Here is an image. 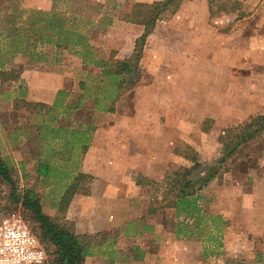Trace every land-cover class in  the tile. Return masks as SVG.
<instances>
[{
    "label": "rangeland",
    "instance_id": "rangeland-1",
    "mask_svg": "<svg viewBox=\"0 0 264 264\" xmlns=\"http://www.w3.org/2000/svg\"><path fill=\"white\" fill-rule=\"evenodd\" d=\"M220 2V0L214 1V10L224 3ZM135 3L150 4L151 2L122 0L120 17L124 13H129ZM77 4L84 6L83 2ZM258 8L264 9L263 4H258ZM89 13V9L82 8L81 14L87 16ZM105 13L107 14L108 11ZM235 15V13L221 15L212 22L207 20L206 23L202 21L199 23V18L193 20L181 18L171 24L169 22L172 21V17H168L155 23L153 31L145 39L139 51L134 52L138 37L134 41L132 52L128 57L120 58L121 60L116 58V51L112 48V36L108 37L105 43L106 48L101 49L88 48V40L93 45L101 43L100 36L95 32H86L80 37L75 32L72 35L59 34L58 38L61 41L79 44L67 51L57 50V59L60 60L57 69L74 75L76 80L70 88L73 91V100L81 94L88 96L91 104L90 116L88 118L85 111H81L83 114L74 116L72 113V115L64 113L60 115V112H47L42 111L43 109L39 116H34L37 108L23 105L11 110L12 102L0 97V156L13 168V178L17 186L33 187L39 192L41 203L46 207V211L51 213L47 209L48 205L59 198L82 163L79 160L82 151L80 146L86 143L87 138L85 133L80 135L81 132L76 128L72 130V127L74 128L78 123L88 125L91 139L95 134V128L100 125L108 122L111 124L110 127L112 123L116 126L120 124L122 137H128L127 134L131 129L135 130L137 155L134 160L128 161L125 150L123 153L126 158L122 156L123 159L115 163V170L120 173L117 185L125 189L128 198L136 196L138 209L148 203L152 204L151 207L157 213L154 216L155 222L173 231L176 223L174 211L163 208L160 202L162 196L159 193L155 194V185L151 182L160 183L161 179L158 176L189 166V163L180 155L183 152L186 154L190 151L195 152L204 165L215 164L222 153L221 145L217 141L218 137L223 131L238 126V124L231 125L230 122H226V118H231L227 111L232 108L233 113L238 114V117L236 116L238 119L234 118L233 121L235 124L240 120L241 111L256 107L259 99H263L264 89L259 91L256 89L264 82H250L251 99L249 100L241 95L243 82L225 83L216 81L211 76L213 71L222 69L218 61L226 55L221 54L224 52H216L212 47L213 44L209 43V32H214L213 28L218 32L225 31L232 25ZM215 21L218 23L215 24ZM259 25L257 19H250L249 23L236 28L235 31L239 30L241 33L247 31L249 36L258 35L260 38L264 35V24H261V27ZM193 26L201 28L200 42L196 48L190 40L191 33L185 32ZM240 32L236 35H241ZM238 37L236 36L233 41H236ZM243 52L248 51L233 50L229 55L230 59L240 61L243 59L241 56ZM250 52L254 53L250 55V58L256 59L257 52L254 50ZM136 54L139 58L131 73L122 75L114 81L108 78L98 81L93 78L103 70L94 67L92 63L105 60L107 66L104 69H107L113 67L116 61L134 60ZM64 60L66 62L62 64ZM216 62L217 66L214 64ZM234 68L238 70L239 77L240 66ZM253 68L256 69V67ZM86 74L90 75L89 79H86ZM80 79L85 81L81 82ZM118 84H120V94L117 91ZM140 84L141 86L137 87ZM228 84H231L234 90L232 99L226 98L225 95V87ZM1 92L7 93V89L0 88V94ZM165 93L168 94L167 97ZM115 95H119L117 97V101H120L119 113L113 116L107 112L113 106L112 97ZM75 105L76 102L72 104V106ZM263 136L242 146L235 157L227 162L228 172L221 178L212 180L201 190L202 199L199 203L203 209L204 218L197 238L202 240L201 242L206 240L204 245L210 242L214 247L222 245L220 240L224 238L228 231L226 228H229L231 224L233 232H241L239 216L241 209L239 203L236 204L234 200L239 199L240 194L237 190L228 188L231 181L229 177L231 173H241V170H245L246 174L251 171L256 174L259 172L257 165L261 155L264 154ZM67 139H70L69 143ZM94 156L97 161L90 160L88 170L95 167L96 173L112 172L113 166L110 163L96 153ZM40 165L47 166V171L42 176L38 173ZM146 171L157 173L156 177L159 180H155V176L151 178L144 176L143 173ZM246 174L244 187L251 188L252 179ZM133 178L139 182V185L135 184ZM106 179L107 177H92L86 185L97 188L102 184L100 180H104L105 183ZM233 184L236 186V183ZM238 185H241L240 181ZM226 197L233 198L231 203H234L235 209L225 208L228 206L225 202ZM226 212H232L233 217L229 216L226 219ZM5 213H19L27 221L21 207L8 199L5 186L0 183V215ZM216 217L220 218L219 222L215 221ZM210 239L212 241H208ZM45 264H50V259Z\"/></svg>",
    "mask_w": 264,
    "mask_h": 264
},
{
    "label": "crops",
    "instance_id": "crops-1",
    "mask_svg": "<svg viewBox=\"0 0 264 264\" xmlns=\"http://www.w3.org/2000/svg\"><path fill=\"white\" fill-rule=\"evenodd\" d=\"M149 1L152 3L164 0ZM237 1L244 16L239 20H235L234 16L232 25L223 32H218L215 28H213L214 32H209V43L213 44L212 47L216 52H224L221 54L226 55L218 61L222 69L213 71L211 76L214 80L225 83L243 82L241 95L250 100V82H264V35L260 38L258 35L249 36L247 31L241 33L235 29L249 23L250 19H257L261 27V24H264V9H257V5L264 6V0ZM78 2H83L84 6L78 5ZM121 2L122 0H0V88L7 89V93L1 92L0 97L12 102L11 110L23 105L31 106L37 108L34 116H39L41 109L74 116L85 111V115L89 118L91 106L89 97L81 94L73 100V91L70 88L76 80L74 75L57 69L60 63L57 59V50L67 51L73 47L65 43L66 41L60 40L58 44V35H72L75 32L80 37L86 32H95L100 36L101 43L93 45L88 40V48L101 49L106 48L105 43L108 37L112 36V48L116 51V58L121 60L122 57H128L133 50L134 41L142 35L143 28L122 21ZM82 8L89 9V15L81 14ZM171 17L172 21L169 22L171 24L181 18L192 20L199 18V23L201 21L206 23L207 0H185ZM190 28L192 29L185 32L191 33L190 40L196 48L200 42L201 28L197 26ZM238 32L241 35H236ZM236 36H239L238 39L233 41ZM235 49L248 52H243L241 54L243 59L236 62L229 56ZM250 50L257 52L256 59L250 58V55H254ZM65 62L62 61V64ZM97 62L107 61L92 63L94 67L103 70V67L96 66ZM214 64L217 66V62ZM238 66H240L239 77L238 70L234 68ZM88 74L86 79H89ZM95 76L93 78L98 81H103L105 78L114 81L120 78L118 75H108L103 72ZM83 81L85 79L81 80ZM119 86L120 84L118 88ZM139 86L141 84L137 87ZM263 86L264 83L262 86L258 85L256 90L264 89ZM117 91L120 94V88ZM233 93L231 84L226 85V98L232 99ZM165 96L167 97L168 94L165 93ZM117 97L119 95L112 97L114 108L110 107L107 114L114 116L119 113L120 101H117ZM262 98L259 99L256 107L241 111L240 120L235 124L233 121L234 118L238 119V114L233 113V109L230 108L227 114L230 113L231 118H226V122H230L231 125H245L253 118L264 115V95ZM115 101L118 102L116 105H114ZM74 102L76 105L72 106ZM110 126L108 122L95 128V134L91 139L88 125L78 123L74 128L72 127V130L78 129L80 135L85 133L87 138L86 143L80 146L82 150L79 158L82 162L80 169L72 175V179L80 173L95 178L107 177L105 183L104 180H100L102 184L97 188L89 187V192L85 195L74 194L69 203L63 207L64 212L59 202L66 188L56 201L48 205L47 209L51 213H48L41 203L42 211L46 215L52 219L62 215L74 225L76 235L89 239V248L83 264H263L258 256L260 255L262 259L264 256V154L261 155L257 165L259 167L257 174L252 171L246 174L245 170L230 174L231 181L228 188L237 190L240 194V198L234 200L236 204L239 203L241 209L239 214L241 232H233L231 224L226 228L228 231L224 238L220 240L222 245L214 247L211 246V242L204 245L206 240L201 242L202 240L200 241L195 235L191 238L176 237L172 230L155 222L156 212L148 213L150 203L138 209L136 196L133 197L134 199L127 197L125 189L117 185L120 173L115 170V163L122 160V156L126 158L123 153L125 150L128 161L134 160L137 155L135 130L131 129L127 134L128 137H122L120 124L116 126L112 123V127ZM67 141L69 143L70 139ZM94 153L113 166L111 173L104 171L102 174L96 173L95 167L88 170L90 160L97 161V158L94 159ZM143 174L149 178L157 176V173L148 171ZM245 174L252 179L251 188L244 187ZM42 175L44 174L39 173V176ZM158 177L161 182L163 176ZM239 181L241 185H238ZM233 183H236V186ZM232 199L226 197L225 202L228 206L225 208L235 209L234 203H231ZM229 216L233 217L232 212L225 213L226 219ZM174 221L176 222L175 218Z\"/></svg>",
    "mask_w": 264,
    "mask_h": 264
},
{
    "label": "trees",
    "instance_id": "trees-1",
    "mask_svg": "<svg viewBox=\"0 0 264 264\" xmlns=\"http://www.w3.org/2000/svg\"><path fill=\"white\" fill-rule=\"evenodd\" d=\"M183 1L185 0H164L150 4L135 3L129 13L123 14L122 21L143 28L142 35L136 41L134 52L141 49L145 39L153 31L155 23L173 16ZM214 1L216 0H207L209 22L221 15L235 13V20H239L244 16L240 11V3L237 0H220L224 3L218 6L216 10L213 8ZM60 42L58 38V44ZM65 43L73 47L79 45L76 42L69 43L66 41ZM138 58L139 55L136 54L134 60L116 61L113 67L107 69H104L107 66L106 63L97 62L96 66L103 67L104 74L122 76L131 73ZM263 134L264 115H260L245 125H238L223 131L217 139L221 145L222 153L215 164L204 165L195 152L190 151L189 154L183 152L180 155L189 163V166L166 172L160 183L150 181L151 184L155 185V194L159 193L162 196L160 202L163 204V208L174 211L176 223L173 233L176 237L191 238L192 235L197 236L199 234V227L204 218L203 209L199 203L202 199L201 190L212 180L219 179L228 172L227 162L235 157L242 146L261 138ZM38 169L40 174H45L47 166L40 165ZM13 173V168L0 156V183L5 186L8 199L13 204L19 205L26 215V222L38 237L46 253L47 261L50 259V264H83L89 248V239L76 235L74 225L65 220L62 215H58L53 219L46 215L42 211L39 193L30 186H17ZM91 178L80 173L73 177L59 202L62 212H64L63 207L69 203L74 194L85 195L89 192V187L86 184ZM132 180L136 185H139L135 178ZM151 205L148 213L154 214L155 209ZM219 220L220 218L216 217L215 221L219 222ZM258 259L262 260L264 264V256L262 259L259 255Z\"/></svg>",
    "mask_w": 264,
    "mask_h": 264
},
{
    "label": "built area",
    "instance_id": "built-area-1",
    "mask_svg": "<svg viewBox=\"0 0 264 264\" xmlns=\"http://www.w3.org/2000/svg\"><path fill=\"white\" fill-rule=\"evenodd\" d=\"M46 261V253L25 219L19 213L0 215V264H45Z\"/></svg>",
    "mask_w": 264,
    "mask_h": 264
}]
</instances>
